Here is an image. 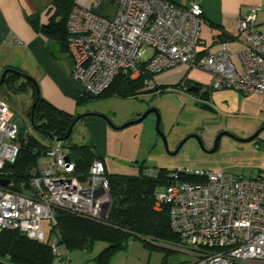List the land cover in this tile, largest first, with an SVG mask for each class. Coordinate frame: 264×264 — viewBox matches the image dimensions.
<instances>
[{"label": "built area", "instance_id": "1", "mask_svg": "<svg viewBox=\"0 0 264 264\" xmlns=\"http://www.w3.org/2000/svg\"><path fill=\"white\" fill-rule=\"evenodd\" d=\"M114 1L113 17L73 5L67 18V51L82 94L102 95L121 73L131 79L144 77V88L151 90L156 73L188 64L211 74L212 89L232 88L264 99V22H257L256 8L237 23L244 40L239 70L224 42L217 52L200 55V0L188 5L171 0ZM14 117L11 105L0 98V178L9 180L0 184V230L16 229L49 241L63 264L71 257L59 242L58 211L106 220L112 207L106 165L96 158L86 175L77 173L70 147L53 140L38 167L16 182L6 170L20 151V127ZM146 173L157 176L160 169L148 168ZM154 207L167 209L177 235L174 244L190 255L187 264H264V178L178 168L157 189Z\"/></svg>", "mask_w": 264, "mask_h": 264}, {"label": "rangeland", "instance_id": "2", "mask_svg": "<svg viewBox=\"0 0 264 264\" xmlns=\"http://www.w3.org/2000/svg\"><path fill=\"white\" fill-rule=\"evenodd\" d=\"M234 59L240 64L237 55H234ZM190 69L207 72L188 64H178L154 75L153 85H169L162 86L160 90L145 88L146 90L143 89L134 96L106 93L79 103L77 106L80 114L97 115L79 119L73 128L71 140L79 144L93 143L98 151L103 149L109 161L119 164L118 171L132 172L143 165L145 168L166 171L178 168L224 170L247 178H264V129L251 141L239 140L253 135L264 124L238 113L234 98L231 97L229 102L225 100L223 91L238 92L234 89L212 91L215 97L212 101L203 94L206 88L204 86H201L200 91L191 93L188 88L193 84H177L183 77H189ZM1 75L2 73L0 77ZM33 95L34 89L31 87L16 91L6 83L0 86V98L11 105L14 121L21 131L47 145L49 138L35 130L28 117V110L33 105ZM151 108L157 109L161 115V132L157 129L155 112H151L141 122L123 127ZM98 114L109 117L111 122ZM96 119L105 122V127L101 130L99 126L90 123ZM94 127L97 134L94 133ZM251 129L253 131L247 135V131ZM222 130L229 131L233 136L224 135L218 149L213 151L216 137ZM185 138L188 139L176 152ZM45 226L49 230V226ZM103 245L105 243L97 242L91 251L72 249L71 259L63 261V264H95V257L103 249ZM165 253L164 250L152 249L138 240L130 239L125 249L110 258V264H159L158 258L162 260Z\"/></svg>", "mask_w": 264, "mask_h": 264}, {"label": "trees", "instance_id": "3", "mask_svg": "<svg viewBox=\"0 0 264 264\" xmlns=\"http://www.w3.org/2000/svg\"><path fill=\"white\" fill-rule=\"evenodd\" d=\"M73 5L71 0H55L56 10L50 22L43 27V31L61 42L64 49H67V18ZM4 83L16 91H23L30 87L34 89L33 104L35 102L37 104L34 110L33 105L30 106L28 117L30 121L33 117L31 125L35 130L47 136L51 141L53 140L48 133L57 137L67 135L69 127L78 114L67 113L46 101L40 95L36 81L8 73ZM161 87L156 85L153 91ZM143 89L144 77L131 79L128 75L121 73L102 95L113 93L120 96H134ZM100 96L82 94L78 103ZM71 136L72 134L63 142L70 147V157L76 163V172L86 175L92 161L101 157L94 144L73 142ZM19 142L20 151L16 161L6 165V170L11 173V178L16 182L28 178L29 170L38 167L39 159L45 155L47 149L45 144L39 142L34 136L22 132L21 129ZM147 169L139 165L134 174L107 172L112 207L108 218L104 221L59 210L56 227L59 242L69 251L72 249L91 251L97 242H103L106 246L95 257V264H110V258L118 251L125 249L130 239L143 241L147 247H152L150 241L176 240L177 235L171 229L167 209L156 210L154 207L157 189L168 183L169 172L175 169L169 171L160 169L157 176L147 174ZM0 259L10 264H54L58 262L49 241L29 238L16 229L0 230Z\"/></svg>", "mask_w": 264, "mask_h": 264}, {"label": "crops", "instance_id": "4", "mask_svg": "<svg viewBox=\"0 0 264 264\" xmlns=\"http://www.w3.org/2000/svg\"><path fill=\"white\" fill-rule=\"evenodd\" d=\"M55 0H0V74L8 68H16L32 76L39 87L40 95L53 106L70 114L78 112V99L82 95V85L74 75V60L64 49L61 42L53 39L43 31L55 12ZM74 5L92 7L96 12L113 17L117 12L114 0H71ZM180 5H188L193 0H171ZM204 16L201 25V38L204 44L200 47V55L215 53L222 42L227 44L231 58L241 69V64L234 59L244 46L243 37L237 31L239 19L257 9L256 20L264 22V0H200ZM239 59V57H238ZM240 62V60H239ZM208 72V71H207ZM201 70H189V77L180 82L206 87L203 94L207 99H215L212 95L210 75ZM192 85V86H193ZM157 86H169L157 84ZM199 89V91H200ZM232 89V88H224ZM217 89V90H224ZM144 90H146L144 88ZM235 91H238L234 89ZM225 92V93H224ZM225 100L237 101L238 113L260 120L264 124V99L261 95L244 94L241 91H223ZM103 120H92L101 130L105 127ZM94 133L97 134L94 127ZM253 129L247 131L250 134ZM49 140L48 143H50ZM93 144V143H92ZM97 150V148H96ZM109 173L134 174L135 171H118V165L109 161L103 149L97 150ZM177 240V239H176ZM173 241H150L152 249L164 250L166 253L159 264H187L189 253L180 250ZM140 241V240H138ZM144 244L143 241H140ZM145 245V244H144ZM106 246L103 245L102 248ZM102 250V249H101ZM175 253V254H173ZM54 264H62L56 262Z\"/></svg>", "mask_w": 264, "mask_h": 264}, {"label": "water", "instance_id": "5", "mask_svg": "<svg viewBox=\"0 0 264 264\" xmlns=\"http://www.w3.org/2000/svg\"><path fill=\"white\" fill-rule=\"evenodd\" d=\"M8 73H13V74H16V75H19V76L23 77L24 79H30V80L35 81V79H34L32 76H30V75H28V74H26V73H24V72H22V71H20V70H18V69H16V68L8 67V68H6V69L3 71V73H2V75H1V77H0V86L5 82ZM199 89H200L199 86H197V85H193V86H190V87L188 88V91L191 92V93H196V92L199 91ZM36 104H37V102H35V103L33 104V110H34ZM151 112H155V113L157 114V129L159 130V132H161V131H160L161 115H160L159 111H158L157 109H155V108H151L150 110H148L147 112H145L144 114H142L139 118H136V119H134V120H131V121L127 122L126 124L123 125V127H124V126H127V125H130V124H133V123H137V122H141V121H143V120H144V119H145V118H146ZM89 115H97V114H94V113L78 114L77 117H76V119H75V121L73 122V124L69 127L68 133H67V135H66L65 137H57V136H55V135L52 134V133H48V136H49L52 140H55V141H58V142H63V141H65V140H67L68 137L72 134V131H73V128H74V124H76V122H77L79 119H81V118H83V117H86V116H89ZM98 115H99L100 117L104 118L105 120H107L108 122H111V120L109 119V117H107V116H105V115H102V114H98ZM31 121H32V123H33V117H31ZM263 129H264V126L261 127V128H259V129L257 130V132H255L253 135H251V136H249V137H246V138H241V139H239V140H241V141H251V140L255 139ZM224 135L233 136V134L230 133L229 131H227V130H222V131L217 135V137H216L215 145H214L213 151H215L216 149H218V147L220 146L221 138H222ZM187 139H188V138H185V139L180 143V145L178 146L176 152L180 149V147L183 145V143H184ZM164 142H165V145L167 146V141H166L165 138H164ZM8 181H9L8 179L0 178V184L7 185V184H8ZM0 264H10V263H8V262H6V261L0 259Z\"/></svg>", "mask_w": 264, "mask_h": 264}]
</instances>
